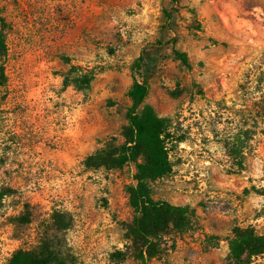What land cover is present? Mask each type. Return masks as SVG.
Returning <instances> with one entry per match:
<instances>
[{
  "label": "rangeland",
  "instance_id": "1",
  "mask_svg": "<svg viewBox=\"0 0 264 264\" xmlns=\"http://www.w3.org/2000/svg\"><path fill=\"white\" fill-rule=\"evenodd\" d=\"M0 16V264L46 237L74 264H140L124 235L135 166L85 165L121 140L140 54L145 102L170 119L171 171L152 196L193 209L148 264H223L234 227L264 232V0H0ZM70 64L95 72L88 89L64 86Z\"/></svg>",
  "mask_w": 264,
  "mask_h": 264
},
{
  "label": "trees",
  "instance_id": "2",
  "mask_svg": "<svg viewBox=\"0 0 264 264\" xmlns=\"http://www.w3.org/2000/svg\"><path fill=\"white\" fill-rule=\"evenodd\" d=\"M177 4L179 0H172ZM6 22L0 16V86L5 84L6 75L3 59L7 52ZM176 58L190 67L187 55L175 49ZM148 59L140 54L130 65L132 83L127 91L130 105L126 110L127 124L120 132L121 140L113 138L104 147L85 158L88 167L122 168L127 164L135 166L133 183L127 186L128 202L132 218L125 226V238L130 242L132 256L140 264H148L162 251L165 234L171 231H185L190 227L193 209L188 204H173L152 196L150 183L171 171L166 140L169 137V117L159 116L153 107L145 102L149 93ZM92 69L70 64L63 76L64 86L78 90L88 89L94 79ZM59 230L69 226L64 214H54ZM28 220V217L27 219ZM211 239L218 237L211 236ZM215 241L213 246L216 245ZM228 254L223 264H244L256 255L264 253V232L253 227H234L227 238ZM122 259L123 253H112ZM9 264H74L73 255L64 247L46 237L33 249H17Z\"/></svg>",
  "mask_w": 264,
  "mask_h": 264
}]
</instances>
